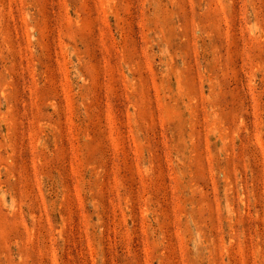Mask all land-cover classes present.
I'll return each mask as SVG.
<instances>
[{"label":"rangeland","instance_id":"rangeland-1","mask_svg":"<svg viewBox=\"0 0 264 264\" xmlns=\"http://www.w3.org/2000/svg\"><path fill=\"white\" fill-rule=\"evenodd\" d=\"M0 264H264V0H0Z\"/></svg>","mask_w":264,"mask_h":264}]
</instances>
